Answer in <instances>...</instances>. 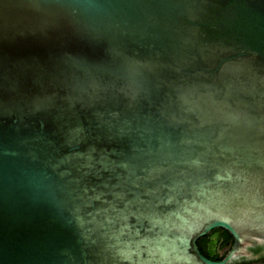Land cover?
<instances>
[{
  "label": "water",
  "instance_id": "water-1",
  "mask_svg": "<svg viewBox=\"0 0 264 264\" xmlns=\"http://www.w3.org/2000/svg\"><path fill=\"white\" fill-rule=\"evenodd\" d=\"M0 264H264V0H0Z\"/></svg>",
  "mask_w": 264,
  "mask_h": 264
},
{
  "label": "trees",
  "instance_id": "trees-1",
  "mask_svg": "<svg viewBox=\"0 0 264 264\" xmlns=\"http://www.w3.org/2000/svg\"><path fill=\"white\" fill-rule=\"evenodd\" d=\"M220 230H222V229L221 228H215V229L211 230L209 233L211 235V234L217 233ZM209 233L206 236L200 237L197 240V244H198L199 249L202 252V254H204L205 256H207L211 259H217L218 253L215 252V250H211L212 249L211 246H214V244L215 245L216 244L221 245V247L229 245V249L227 250V252H228L231 248L232 243H233V237L229 233V231H226L224 235H220L219 237H217L215 239V241H213V239H211L209 237Z\"/></svg>",
  "mask_w": 264,
  "mask_h": 264
},
{
  "label": "flooded vegetation",
  "instance_id": "flooded-vegetation-1",
  "mask_svg": "<svg viewBox=\"0 0 264 264\" xmlns=\"http://www.w3.org/2000/svg\"><path fill=\"white\" fill-rule=\"evenodd\" d=\"M218 228H221V227H218ZM222 230L218 231L217 233H214V234H211L209 233V237L211 239H213V241H215V239L217 237H219L220 235H224L225 232L227 231L226 229H223L221 228ZM233 237V236H232ZM233 242H234V239H233ZM232 246V245H231ZM229 249V245H226V246H222L221 245H215L214 244V250L215 252L218 253V256H217V259H213V260H221L225 257V254L227 253V250Z\"/></svg>",
  "mask_w": 264,
  "mask_h": 264
},
{
  "label": "rangeland",
  "instance_id": "rangeland-1",
  "mask_svg": "<svg viewBox=\"0 0 264 264\" xmlns=\"http://www.w3.org/2000/svg\"><path fill=\"white\" fill-rule=\"evenodd\" d=\"M211 248H212L211 250H214V249H213V248H214V246H211Z\"/></svg>",
  "mask_w": 264,
  "mask_h": 264
}]
</instances>
